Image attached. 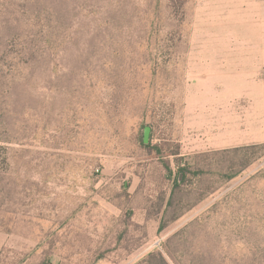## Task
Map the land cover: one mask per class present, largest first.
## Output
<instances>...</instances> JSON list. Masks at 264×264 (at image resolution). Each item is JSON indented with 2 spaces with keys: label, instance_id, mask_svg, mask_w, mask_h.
<instances>
[{
  "label": "rangeland",
  "instance_id": "obj_1",
  "mask_svg": "<svg viewBox=\"0 0 264 264\" xmlns=\"http://www.w3.org/2000/svg\"><path fill=\"white\" fill-rule=\"evenodd\" d=\"M0 264H264V0H0Z\"/></svg>",
  "mask_w": 264,
  "mask_h": 264
},
{
  "label": "trees",
  "instance_id": "obj_2",
  "mask_svg": "<svg viewBox=\"0 0 264 264\" xmlns=\"http://www.w3.org/2000/svg\"><path fill=\"white\" fill-rule=\"evenodd\" d=\"M234 151L238 152L239 149H235ZM190 167H183L180 172L183 173L184 177H185V174H187V171L189 170ZM180 180V179H179Z\"/></svg>",
  "mask_w": 264,
  "mask_h": 264
},
{
  "label": "water",
  "instance_id": "obj_3",
  "mask_svg": "<svg viewBox=\"0 0 264 264\" xmlns=\"http://www.w3.org/2000/svg\"><path fill=\"white\" fill-rule=\"evenodd\" d=\"M147 133H148V130H147ZM147 133H145L146 134V137H147Z\"/></svg>",
  "mask_w": 264,
  "mask_h": 264
}]
</instances>
